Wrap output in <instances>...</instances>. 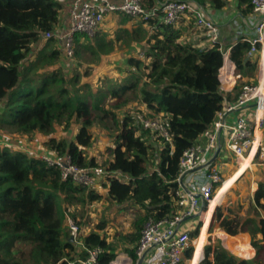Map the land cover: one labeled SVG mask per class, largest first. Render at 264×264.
Wrapping results in <instances>:
<instances>
[{
	"label": "trees",
	"instance_id": "16d2710c",
	"mask_svg": "<svg viewBox=\"0 0 264 264\" xmlns=\"http://www.w3.org/2000/svg\"><path fill=\"white\" fill-rule=\"evenodd\" d=\"M163 1L145 0V4L149 9ZM191 1L206 7L210 4L217 10L228 3V0ZM240 3L245 6L244 14L252 12V0ZM63 11L64 4L57 0H0V103H4L0 130L15 132L27 140L42 134L47 136L45 147L57 155L71 156L80 167H98L96 158L86 153L93 143L90 128L100 124L110 129L112 122L116 131L110 148L112 159L100 166L108 173L127 176L129 181L109 178L102 182L107 188L105 200L116 205L133 203L144 212L133 221L132 231L120 238L121 247L117 241L109 240L107 234L94 230L82 234L79 230L80 237H73L69 219L76 220L78 216L69 212L71 204L91 203L103 196L94 186L62 180L58 169L7 143L6 147H0V264H68L77 259L76 255L85 259L87 249L91 248L103 250L99 264H110L119 248L135 258V246L145 222L178 212L174 180L180 160L213 126L226 101L219 80L223 48L219 44L200 48L182 42L174 26L159 25V31L151 32L158 23L156 20L149 25L139 20L131 30L120 29L114 40H106L100 31L93 38L78 34L75 58L85 69L82 72L75 69L71 76L61 69L48 70L47 65H56L62 51L56 38L43 36L57 32ZM128 20L126 17L124 21ZM134 44L145 46L147 63L129 57L126 61L130 69L124 70L128 74L122 81L100 77L94 85L84 82L92 70V66L85 67L80 61L86 52L99 60L116 49L133 50ZM39 45L42 47L36 51ZM249 50L247 41L231 50L230 59L237 72L243 73L249 64ZM244 86L239 77L236 100ZM132 96L145 107L148 116H159L167 122L172 147L159 137L158 142L148 139L151 132L142 130L137 116L129 110ZM74 124L79 127L69 140L53 136L57 125L68 133ZM258 182L251 202L256 210L254 216L238 220L223 216L219 208L216 216L218 220L221 218L218 230L231 236L244 232L251 235V249L257 251L256 258H239L220 244H210L201 260L205 243L198 240L189 264L263 263L264 177ZM215 212L211 206L202 217V227L208 225ZM104 226L96 228L102 230ZM196 235L194 232L192 237ZM17 242L24 247L22 251L15 249ZM80 243L84 249L78 253ZM191 251L186 253L187 259Z\"/></svg>",
	"mask_w": 264,
	"mask_h": 264
},
{
	"label": "built area",
	"instance_id": "2783aa9c",
	"mask_svg": "<svg viewBox=\"0 0 264 264\" xmlns=\"http://www.w3.org/2000/svg\"><path fill=\"white\" fill-rule=\"evenodd\" d=\"M57 1L70 5V26L64 33L48 32L43 38L59 40L64 57L70 61L75 59L76 36L83 34L93 38L113 14L129 17L135 23L140 20L143 25L156 20L158 23L154 24L151 32L159 31V25L176 28L184 19H188L194 22L201 34L208 37L209 44L206 47L219 44V28L209 16L206 6L191 0H164L149 9L145 0ZM252 5L251 25L254 33L252 37L243 39L250 44L249 57L256 55L260 45H264V0H252ZM145 51L142 49L139 52L142 58ZM249 105L253 109L251 112L243 111L235 119L229 117L236 110H243ZM137 120L142 130L155 134L172 147L168 124L164 119L144 113L139 114ZM258 122L264 125V91L261 86L245 85L236 102L226 103L213 126L184 152L174 180L177 185L175 195L178 212L159 220L149 218L140 232L134 250L135 258L121 253L110 264H184L186 253L192 247V232L195 230L193 226L186 229V224L194 219L193 216L199 215L202 218L210 200L224 182V165L219 161L223 148L234 158L249 157L256 148L252 161L256 165H264V127L257 138L255 129ZM25 151L30 157L40 158L48 166L58 169L65 181H73L86 187L94 186L96 189L109 178L125 181L122 174L108 173L100 166L80 167L69 155L60 156L46 150L40 155L34 151ZM69 226L73 237L77 236L79 226L70 219ZM102 253L100 248L87 249L85 259L69 261L68 264H99Z\"/></svg>",
	"mask_w": 264,
	"mask_h": 264
},
{
	"label": "rangeland",
	"instance_id": "374dc122",
	"mask_svg": "<svg viewBox=\"0 0 264 264\" xmlns=\"http://www.w3.org/2000/svg\"><path fill=\"white\" fill-rule=\"evenodd\" d=\"M115 37L116 35H112L109 38L106 37V40H114ZM55 40L57 41V45L59 49L62 51V46L59 40L57 39ZM42 45H39L38 47L39 49L37 48L36 51H39ZM131 51L132 50L125 49L124 52H120L119 50L116 49L114 53L103 56L99 60L92 59L91 53L89 51L86 52V54L83 55L82 60L80 59V61L85 65V67H87L88 65L92 66V70H91V74L84 78V82H92V84L94 85L97 84L96 82L100 77H108L112 80L119 79L120 81H122L123 78L128 74V72L127 71L125 72L124 70L129 67L126 60L129 58L128 55H130ZM37 54L38 52H36V54L31 57L32 60L36 57ZM130 57H135V56L132 54ZM136 57L141 58L146 63L148 61L145 55L142 58L140 54H137ZM56 63L57 64L54 66L47 65L48 66L47 69L48 70H52L55 68L61 69L63 73L70 76L74 73L75 69L79 70V72L80 71L82 72V70L85 69L84 66L77 61L76 58L73 61L67 60L63 55V51H62V56L60 57L59 61ZM41 72H43V70ZM130 94L131 93H129V95ZM2 104L4 105V103ZM3 105H1L0 103V115L2 114L4 109L2 108ZM128 106L130 107L129 110L133 116H138L139 114H144V113L148 115V112L145 109V107L141 106L135 100L134 96H132V100ZM135 109L137 110V113L135 112ZM78 127H79L78 124H74L71 128V131L66 133L63 131L62 126L57 125L56 131L54 132L53 136L57 140H60L62 138H67V140H69L70 138H72L73 134L76 132ZM109 127L114 128L112 122L109 123ZM112 128L109 129L106 128L104 125H100V124H95L90 128L91 134L93 136V141H92L93 143L92 146L87 149L86 153L89 157L91 156L96 158V161L99 166L103 165V163L106 160H109L111 157L110 148L113 147V139L116 135L115 129ZM147 136L148 139H154L156 142H158V140H156L158 136H156L155 134L153 135L149 133ZM46 140H47V136H44L42 134H36L33 140H27L26 138L20 136L15 132L0 130L1 148L6 147L8 143V145H10L11 148L16 150L23 148L24 150L27 151H34L38 155L42 154L43 150L44 151L46 150L51 153L53 151L49 150L44 145V142ZM239 163L240 160L238 159L230 160L228 162V169L226 170V172L224 171L223 173V179H224L223 181H226V179L237 170V168L239 167ZM247 167H248L247 164L245 165L241 162L239 173L243 172ZM254 173L256 172L249 171L248 173H246V175H244V177L238 182V184L236 183L237 185H234L232 188H230V186L232 185V181L227 180L221 191L218 190L216 192L214 198L218 203L220 202V206L217 207L219 208L223 216H231L232 218H238V220H245L250 216H254L256 214L255 212L256 210L251 205L252 204L251 200L253 199L254 193L256 192L254 191L253 193L251 191L252 180L254 177H256V175L255 176L253 175ZM258 178H261V174L259 175ZM100 190L102 189L98 188L96 191L99 192ZM227 190L228 192L224 194ZM221 194H224V196ZM105 197L106 196L103 195L102 197L103 199L101 198L100 200H95L92 201L91 203L75 202L71 204L69 208L70 210L68 209L69 212L74 211L78 217L76 218V220H74L73 217H70V220L73 221L74 223H78L80 234L91 232L93 230L100 232L101 230H97L96 225L105 224L104 228H106V230L108 231L106 233H109L108 237L110 238L112 237L114 241H119L120 240L119 238L123 237L124 234H128L130 231H132L133 221L141 214L139 212L140 208L138 207V205L133 203H125L121 205L111 204L110 202H107L105 200ZM212 208L214 209V211H216L215 205H212ZM217 211L214 218L209 221L208 225L205 228L202 227V235L199 239H197L199 237L198 228L202 224L201 221L202 218L198 217L192 219V222H194L195 224V230L197 228V230L195 231L197 235L193 238V243H192L193 250H194V242L197 239L196 241L200 240V242L205 243L201 260L204 258L205 247L210 244H220L223 247L226 246L228 248L227 249L228 251L238 256L239 258H244V256H249V257L251 256L252 258L255 255V253H253L254 250H252L251 248L250 249L246 248L247 246L245 247L247 241L244 238L243 234L239 235L238 238H233L232 236L230 237L229 235H227L225 232L224 233L219 232L220 230H218V226L221 218L219 220L216 219ZM79 223L81 224L85 223V225L81 227ZM80 234L75 236V238L80 237L79 236ZM248 241L249 243H251L252 238H250ZM23 248L24 247L21 245L20 242L16 243L15 249L17 251H22ZM189 261L190 259H187L186 264H188ZM262 264H264V261Z\"/></svg>",
	"mask_w": 264,
	"mask_h": 264
},
{
	"label": "crops",
	"instance_id": "0c3cea01",
	"mask_svg": "<svg viewBox=\"0 0 264 264\" xmlns=\"http://www.w3.org/2000/svg\"><path fill=\"white\" fill-rule=\"evenodd\" d=\"M113 1L119 2L120 0H113ZM207 5L208 6L206 8H207L209 16L216 22V24L219 28V44L221 45V47L224 50V63H223L222 68L219 71V80L221 82V91L223 92V94L225 95V98H226L224 105L226 103L227 104H233L234 102H236L235 98L237 97L236 96L237 91L235 88H236L237 80L239 79V77H241L243 84L252 85V86H261V88L264 91V45H260L259 51L256 53V55L249 58V64H247L244 67L243 73L236 71V66H235L234 62L230 59L231 50L235 46H237L241 42H243L244 38H250L253 36L254 32H253V28L251 25L252 12L248 13V14H244L243 9L245 8V6H243L240 3V0H228L227 5L223 9H219V10L214 9L210 4H207ZM125 18H126L125 16L118 15V14H113V15L109 16L106 19V21L104 22V25H103L102 29L100 30V32L102 34H104L107 38H109L112 35H116L120 29H127V30L133 29V27L135 26L134 25L135 21H133L129 18L130 20L125 22L124 21ZM70 19H71V17H70V5H64V11L61 15L60 25H59L57 32L64 33L65 31H67L69 26H70V22H71ZM176 28L178 29V31L181 34L180 35L181 36L180 41H182V42H191L196 46H202V47H206L209 44L208 37L206 35L201 34L195 28L194 23L191 20L184 19L180 23V25L176 26ZM144 47L145 46H143V44H141V45L134 44V48L131 51L130 55H128V57H130L132 54L136 57V55L139 54V52ZM251 110H253V109H252L251 105H249L248 107H245V109H243V110H236L234 113L229 115V117L231 119H235L243 111L251 112ZM263 127H264V125H262L261 122H258L256 124L255 134H256L257 138L260 137ZM255 151H256V148L252 151V153H254ZM250 158L251 157L246 158V160H250ZM110 159H112V154H111ZM237 159L240 160L239 167L231 176H229L226 179V181L227 180L232 181V185L230 186V188H232L234 185L238 184V182L244 177V175H246V173H248L249 171H251V172L255 171L256 173H254L253 175L254 176L256 175V177H254L252 180V188H251V191L254 193V191H257V189L259 188V182L258 181L264 177V165H262V168H261V166L254 164L252 161L251 166L249 168L247 167L243 172L239 173L241 162L246 165V162L243 159L241 160L240 158H234V157L232 158L231 154H229L225 148H223V152H221L219 154V161L224 165L223 170L225 172L228 169V162L230 160H237ZM260 174H261V178H258ZM124 180L129 181V178L127 176H124ZM226 181H224L223 184L220 185L218 190L221 191V189L223 188ZM99 188L102 190H100L101 192L99 191L98 194L101 196H103V195L106 196L107 195V188L103 187L102 185H100ZM228 190L224 194H226L228 192ZM215 194H214V196H215ZM224 194H221V195L224 196ZM214 196L207 206V211L209 210V208L212 205L216 206V211L218 209L217 206H220V202L218 203L215 200ZM251 202H252V200H251ZM138 207L140 208L139 212L141 214H143L144 210H142L139 205H138ZM215 214H216V212H215ZM202 225H203V219H202L201 226H199V228H198L199 237L197 239H199L202 235ZM192 226L195 227V224H194V222H192V220H190L186 224L185 228L190 229V228H192ZM103 229H105V230H103ZM103 229L100 231V233L108 232L106 230V228H103ZM196 230H197V228H196ZM196 230H194L192 232V234ZM219 232L224 233L225 231L220 230ZM106 234H107V236H109V233H106ZM241 234L244 235V238L247 241V244L245 245V247L247 246L246 248L250 249L251 243H249L248 240L251 238V235L248 232L240 233V234L232 236V237L238 238L239 235H241ZM125 235L126 234H124V236ZM227 235H229V234H227ZM229 236L231 237V235H229ZM108 238H109V240H112V237L111 238L108 237ZM116 239H118V238H116ZM206 241H207V238H206ZM223 242H224V240H223ZM117 244L121 247L123 242H121L119 240V241H117ZM204 246H205V244H204ZM224 247L226 249H228L226 246H224ZM82 249H84V246L82 243H80L79 246L77 247V252L80 253ZM203 249H204V247H203ZM191 250H193L192 247H191ZM194 252H195V250L191 251V257L189 258L190 259L189 263L191 262V260L193 258ZM121 253H125V252H123L119 248V251L117 252V256ZM126 254H128V253H126ZM256 256H257V251L255 252V255L251 259H255ZM76 258L77 259L72 260V261H76V260L80 259V257L78 255H76ZM186 261H187V258L185 257L184 264H186Z\"/></svg>",
	"mask_w": 264,
	"mask_h": 264
},
{
	"label": "bare ground",
	"instance_id": "6f19581e",
	"mask_svg": "<svg viewBox=\"0 0 264 264\" xmlns=\"http://www.w3.org/2000/svg\"><path fill=\"white\" fill-rule=\"evenodd\" d=\"M254 155H255V152L254 153H252L249 157H251V160H246V158H249V157H245V158H240L241 160L243 159L245 162H246V164H247V166H248V168L251 166V162H252V160H253V157H254ZM212 200V199H211ZM210 200V201H211ZM207 212V208H206V210H205V212H204V214ZM204 214H203V216H204ZM202 216V217H203ZM195 242H196V240H195ZM195 242H194V245H195ZM195 247V246H194ZM194 251V250H193Z\"/></svg>",
	"mask_w": 264,
	"mask_h": 264
},
{
	"label": "water",
	"instance_id": "95a60500",
	"mask_svg": "<svg viewBox=\"0 0 264 264\" xmlns=\"http://www.w3.org/2000/svg\"><path fill=\"white\" fill-rule=\"evenodd\" d=\"M198 217H200V216L199 215L193 216V218H198Z\"/></svg>",
	"mask_w": 264,
	"mask_h": 264
}]
</instances>
